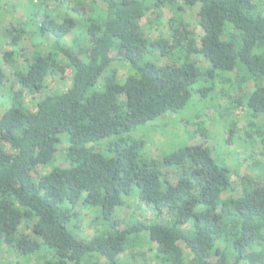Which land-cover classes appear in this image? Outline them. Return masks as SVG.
Returning <instances> with one entry per match:
<instances>
[{
  "label": "trees",
  "instance_id": "trees-1",
  "mask_svg": "<svg viewBox=\"0 0 264 264\" xmlns=\"http://www.w3.org/2000/svg\"><path fill=\"white\" fill-rule=\"evenodd\" d=\"M29 3L24 22L34 50L16 69L7 89L10 104L0 116L3 242L26 259L41 252V264H146L147 248L157 264H264L260 174L237 184L224 155L182 142L157 163L145 142L132 137L148 123L182 112L196 92L217 111L214 82L235 74L232 87L239 94H222L224 110L244 108L253 130L246 136L264 147L262 0H59L52 8ZM192 7L198 8L201 36L184 20ZM163 9L172 13L168 38L151 39ZM149 15L153 20L142 23ZM6 30L16 45L22 27ZM196 56L207 63L205 70ZM51 77L68 78L66 90H49ZM249 82L253 86L244 93ZM180 120L188 126L191 119ZM236 127L230 121L227 143ZM60 144L66 164L55 166ZM42 168L50 170L37 175ZM170 168L176 170L173 182ZM130 197L155 220L131 215L120 229L115 213ZM77 206L95 215L88 239L77 237ZM29 226L30 235L19 233ZM135 246L137 260L126 256Z\"/></svg>",
  "mask_w": 264,
  "mask_h": 264
},
{
  "label": "rangeland",
  "instance_id": "rangeland-1",
  "mask_svg": "<svg viewBox=\"0 0 264 264\" xmlns=\"http://www.w3.org/2000/svg\"><path fill=\"white\" fill-rule=\"evenodd\" d=\"M32 1L40 2L41 6L44 5L47 8H52L59 0ZM29 2L30 0H2L1 2L3 13L0 14V72L3 74L5 84L4 86H0V116L10 104L7 89L10 84H13L15 81L16 69H22L23 58H30L34 50L35 40L33 33L24 22V11L30 6ZM262 2L264 3V0H262ZM197 9V7H192L186 10L184 20L190 24L191 29H196L198 36H201L195 19ZM171 16L172 13L169 10L163 9L160 19L161 24L159 27L153 25L154 29L148 33V36L151 39L157 38L160 35L168 38L166 23ZM147 19L153 20L149 15L148 18L142 20V23H146ZM8 27H14L15 29L22 27L23 29L21 39L16 45H12L9 42V31L6 30ZM76 30L80 31V27ZM72 36L73 34L68 35L67 40ZM21 55H23V57H20ZM195 59L201 70H205L208 67L207 63L202 58L196 56ZM164 62V59H160L159 61L161 64ZM221 77V79L214 82V95L216 96L215 105L218 108L217 111L215 109L211 111L204 106L203 101L205 100L196 92L193 93L192 98L182 112L174 114V116L164 115L154 120V122L148 123L145 127H141L133 132L132 137H134L135 140L140 139L145 142V152L147 156L153 158L157 163H160L162 157L172 150V146L182 142L189 146L212 149L224 155L227 163L234 170L232 180L237 184L240 179L248 176L257 177V174H260V177L264 180V147L259 145L256 136H253L254 142L250 141L246 136V133L253 132V130L244 119V108L238 109L233 114H229V111L224 110L227 109L228 105L227 102L223 100L222 94L225 93L232 99H236L239 94L238 90L232 87L235 81V74H228ZM68 84V78L59 80L58 78L51 77L47 80L48 88L51 91H64ZM205 85L204 83L203 86ZM252 86V82H249L242 87V91L248 93ZM198 87L199 86H196L195 89ZM14 88H17V85L14 86ZM26 102L30 106H28V109L31 108V110H33L30 99H27ZM180 118H190V124L186 126V123L181 121ZM234 119L237 122V127L230 141L227 143L229 137L228 125L230 121ZM160 135L165 137V142L164 137H160ZM103 142L104 141L100 143ZM163 142H167L166 145ZM64 147L63 144H60L57 148L54 162L55 166H64L66 164ZM6 151H11L7 144ZM255 164L258 168H255ZM49 170L50 168H42L37 175H43ZM163 170L165 171V169ZM166 171L168 172V179L170 182H173L176 170L170 168ZM124 203V205L117 208L115 213V219L118 220V227L120 229L125 227V222L131 215L140 220H145L146 222L155 220L156 214L152 211L145 210V207L142 206L137 197H130L126 199ZM75 213L77 214L76 223H79L77 237L80 239L90 238L95 229L92 224V219L95 216L93 211H86L80 206H77L75 208ZM103 226H105L104 223H102L101 227L103 228ZM30 232V226L29 228H19V233L23 235H30ZM178 245L183 248L182 243H178ZM143 251L145 257L148 258L146 264H157L153 259H150L153 255L152 251L148 248ZM132 253L135 255L132 256ZM139 253L140 252H137V246H135L126 253V256L136 259L139 257L137 256ZM41 257L42 253L40 252L26 259L22 257L14 247L7 246V244L3 242V239L0 238V264H41Z\"/></svg>",
  "mask_w": 264,
  "mask_h": 264
}]
</instances>
